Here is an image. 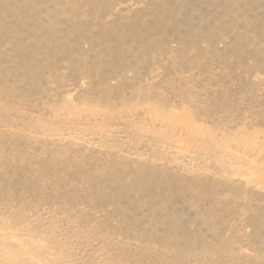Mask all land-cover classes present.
<instances>
[{
  "label": "rangeland",
  "instance_id": "obj_1",
  "mask_svg": "<svg viewBox=\"0 0 264 264\" xmlns=\"http://www.w3.org/2000/svg\"><path fill=\"white\" fill-rule=\"evenodd\" d=\"M0 264H264V0H0Z\"/></svg>",
  "mask_w": 264,
  "mask_h": 264
}]
</instances>
